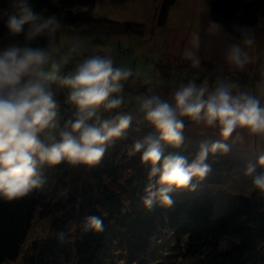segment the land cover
<instances>
[{
    "label": "clouds",
    "instance_id": "obj_1",
    "mask_svg": "<svg viewBox=\"0 0 264 264\" xmlns=\"http://www.w3.org/2000/svg\"><path fill=\"white\" fill-rule=\"evenodd\" d=\"M5 27L8 37L22 34L24 43L9 40L0 46V201L43 191L48 170L61 164L99 167L118 140L141 127L151 131L134 137L126 154L128 158L140 154V162L150 167L142 197L148 209L156 203L170 207V194L176 190H195L212 171L209 157L227 155L234 145L256 151V162L249 161L243 175L250 191L264 199V71L254 88L217 75L212 85L195 79L181 83L171 100L152 87L126 99L125 84L129 78L135 83L142 73L114 66L110 49L95 47L79 33L62 31L56 15L45 18L29 0H11ZM221 28L214 22L209 32ZM40 38L47 42L33 46ZM255 46V37L247 34L242 43L229 45L225 59L230 69L243 70L255 63L250 54ZM183 56L193 67L200 66L191 49ZM143 83L150 85L152 80L143 78ZM61 93L66 107L58 99ZM129 104L132 107L125 111ZM186 121L219 137L200 143L191 160L166 153L169 146L183 145ZM82 230L102 232L103 221L88 216ZM57 236L63 242L64 235Z\"/></svg>",
    "mask_w": 264,
    "mask_h": 264
},
{
    "label": "trees",
    "instance_id": "obj_2",
    "mask_svg": "<svg viewBox=\"0 0 264 264\" xmlns=\"http://www.w3.org/2000/svg\"><path fill=\"white\" fill-rule=\"evenodd\" d=\"M96 1L29 3L45 18L56 15L64 25L62 31L87 35L97 22L91 13ZM173 3L163 0L160 24L165 23ZM258 4L259 0H212V23L222 25L229 34L244 35L260 22ZM10 11L11 0H0V46L9 40L24 43L22 34L15 38L6 35ZM126 24L130 32L132 25ZM46 42L40 38L33 46ZM58 99L62 101L64 94ZM148 131L151 129L141 127L140 132L131 131L127 139L118 140L99 167L61 164L48 170L43 191L17 201H0V264L14 263L22 256L24 264H117L119 260L124 264H264V199L255 192L218 199L205 188L222 184L233 169H244L249 161L255 163L257 155L233 146L227 155L210 156L212 171L195 190H176L170 194V207L156 203L148 209L142 197L150 167L140 162V154L132 158L126 154L133 138ZM184 136L180 148L169 146L166 153H179L191 160L200 143L218 139L200 134ZM92 215L103 221L102 232L82 230L85 218ZM39 216L49 220L52 230L24 251ZM58 233L64 235L63 242ZM118 249L122 250L119 259Z\"/></svg>",
    "mask_w": 264,
    "mask_h": 264
},
{
    "label": "rangeland",
    "instance_id": "obj_3",
    "mask_svg": "<svg viewBox=\"0 0 264 264\" xmlns=\"http://www.w3.org/2000/svg\"><path fill=\"white\" fill-rule=\"evenodd\" d=\"M162 2L163 0H97L91 12L97 22L93 23L91 33L83 36L97 48L110 49L115 58L114 66L132 68L133 71L139 70L142 73V77L137 78L135 83H132L134 78H129V82L125 84L126 99L146 93L147 88L152 87L156 94L171 100L174 91L181 83H187L188 77H193L198 84L207 80L212 85L217 75H221L235 81L242 88L255 87L256 81L261 78L260 73L264 71V0H259L258 4L259 24L247 29L245 33L255 37L256 46L250 50V54L256 57V62L246 65L243 70L230 69L225 52L229 45L242 43L244 35L229 34L222 28L215 34L209 32L212 24V0H174L168 9L165 23L160 24ZM126 22L132 25L130 32L126 31ZM185 49L196 53L201 61L199 67H193L191 61L184 58ZM206 70L208 74L205 73ZM143 78H150L152 84H144ZM63 101L64 99L61 104L66 107ZM131 107L129 104L124 110L128 111ZM184 133L219 139L212 130H202L188 121ZM234 146L247 150L251 156L257 155L254 148ZM243 171L244 169L235 168L226 175L222 184L205 188L218 199L248 196L252 191ZM51 230L49 220L39 216L29 233L24 251L34 242L48 236ZM116 241L118 243L119 240ZM121 251L118 249L117 254ZM116 256L119 259L120 255ZM123 257L126 258L125 255ZM23 258L22 256L11 264H24ZM117 264L124 262L119 260Z\"/></svg>",
    "mask_w": 264,
    "mask_h": 264
}]
</instances>
